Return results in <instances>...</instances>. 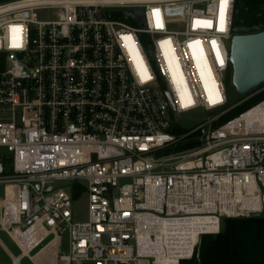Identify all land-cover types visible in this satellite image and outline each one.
I'll return each instance as SVG.
<instances>
[{"label":"built area","instance_id":"2783aa9c","mask_svg":"<svg viewBox=\"0 0 264 264\" xmlns=\"http://www.w3.org/2000/svg\"><path fill=\"white\" fill-rule=\"evenodd\" d=\"M234 3L0 0V229L58 237L57 264H181L264 213V99L221 121L264 90L229 102Z\"/></svg>","mask_w":264,"mask_h":264},{"label":"trees","instance_id":"16d2710c","mask_svg":"<svg viewBox=\"0 0 264 264\" xmlns=\"http://www.w3.org/2000/svg\"><path fill=\"white\" fill-rule=\"evenodd\" d=\"M264 25V0H235L233 26L252 30ZM231 76L227 83L231 86ZM264 99V90L236 105L221 121L234 117ZM181 264H264V213L259 216L225 217L220 232L205 234L200 260L196 255Z\"/></svg>","mask_w":264,"mask_h":264},{"label":"water","instance_id":"95a60500","mask_svg":"<svg viewBox=\"0 0 264 264\" xmlns=\"http://www.w3.org/2000/svg\"><path fill=\"white\" fill-rule=\"evenodd\" d=\"M230 63L232 85L238 95H244L264 83V25L254 30L234 27L231 41ZM52 186L48 190H51ZM255 216L260 213L256 212ZM203 235H200L196 257L200 260Z\"/></svg>","mask_w":264,"mask_h":264},{"label":"rangeland","instance_id":"374dc122","mask_svg":"<svg viewBox=\"0 0 264 264\" xmlns=\"http://www.w3.org/2000/svg\"><path fill=\"white\" fill-rule=\"evenodd\" d=\"M230 84L232 85V78L230 80ZM229 102L230 104H237L242 98L243 95H238L235 91L234 87H231L229 89ZM207 117L206 112L203 109H196L194 111L188 112L186 114H184L183 116H181L180 120L177 122L179 127H180V131L181 132H185V131H189L191 129H193L194 127H196L197 125H199L201 122H203ZM62 183L61 182H56L57 186H60ZM4 193V189H3V185L0 184V196H2ZM74 212L76 217H78L79 219H85L87 217V200L86 198H84L83 200H75L74 201ZM0 218H1V206H0ZM0 239L1 241L11 249V251L13 252V254L17 255L20 253V248L19 245L14 241L13 236L3 230L0 229ZM49 238H47L45 241H43L42 243H40L39 245H37L33 250H32V254L36 253L38 251V249H40V247H42L43 245H45L47 243ZM62 250L65 252H69V244H68V236L65 234L63 235V241H62ZM46 257L44 256L41 260H38L37 264L41 263L42 261H44ZM29 258H23L21 260V264H32L31 261H29ZM12 263V259H10L9 254L5 251V249L3 248V246L0 243V264H11Z\"/></svg>","mask_w":264,"mask_h":264},{"label":"crops","instance_id":"0c3cea01","mask_svg":"<svg viewBox=\"0 0 264 264\" xmlns=\"http://www.w3.org/2000/svg\"><path fill=\"white\" fill-rule=\"evenodd\" d=\"M28 233V234H27ZM27 233H22V234H20V236L23 238V236H25L24 237V239H21V241H19V240H17V239H15L16 241H18V243L20 244H18L19 245V248H20V253L19 254H17V255H15V254H13V252L11 251V249L9 248V247H7L2 241H1V239H0V243H1V245L3 246V248L5 249V251L9 254V256H10V259H12V263L11 264H14L15 263V257H18V261H19V263L21 264V260L23 259V258H29L30 260L29 261H31L32 262V264H37V262H35V260L32 258V255H35V254H37L41 249H43L45 246H48V245H50L49 247H48V249H47V252H46V254H45V259H44V261H42L40 264H57V253H58V250H59V246H60V239L58 238V237H55V238H53V237H49V239H48V241H47V243L45 244V245H43L42 247H40V249H38V251L36 252V253H34V254H32V251H30V247L38 240V237H35V236H33L32 234H29V232H27ZM26 234V235H25ZM28 235H30V236H28ZM20 237V238H21ZM29 237V238H28ZM26 238V239H25ZM35 240V241H34ZM27 241L29 242V249H28V253H26V254H24V252H23V248H22V246H21V242H26L27 243ZM33 243V244H31V243ZM50 242V244H48ZM57 242V243H56ZM54 243V244H53ZM54 247V248H53ZM53 248V249H52ZM54 258V259H53ZM51 261V262H50ZM50 262V263H49ZM53 262V263H52ZM39 264V263H38Z\"/></svg>","mask_w":264,"mask_h":264},{"label":"bare ground","instance_id":"6f19581e","mask_svg":"<svg viewBox=\"0 0 264 264\" xmlns=\"http://www.w3.org/2000/svg\"><path fill=\"white\" fill-rule=\"evenodd\" d=\"M245 118L247 121H257V124L261 125V126H264V103L256 108H254L253 110L249 111L246 115H245ZM22 234V233H20ZM26 235V234H25ZM30 236V235H28ZM14 237L15 239L21 241L22 237L19 236L18 234H14ZM21 237V238H20ZM24 237V236H23ZM31 237V236H30ZM29 238V237H28ZM32 238V237H31ZM35 241V240H34ZM31 243V242H30ZM57 243V242H56ZM33 244V243H31ZM50 244V242L48 243ZM54 244V243H53ZM29 242L27 241V243L25 242H21V246L23 248V252L24 254L28 253V249H29ZM50 245L48 246H45L43 249H41L37 254L35 255H32V258L35 260V262H38V260H41L46 252H47V249ZM54 248V247H53ZM52 248V249H53ZM15 263L14 264H20L19 261H18V257H15ZM54 259V258H53ZM51 262V261H50ZM49 262V263H50ZM53 263V262H52ZM167 264H174L173 261H168Z\"/></svg>","mask_w":264,"mask_h":264}]
</instances>
